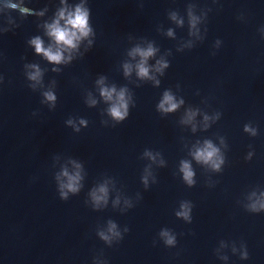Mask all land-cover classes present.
<instances>
[{"label":"clouds","instance_id":"clouds-1","mask_svg":"<svg viewBox=\"0 0 264 264\" xmlns=\"http://www.w3.org/2000/svg\"><path fill=\"white\" fill-rule=\"evenodd\" d=\"M7 7L12 9H19V11L24 14L28 13L29 9L21 7L18 4H8ZM59 17L63 19L65 17L64 10H61L59 13ZM87 20H88V13L87 11L83 10L79 6L76 8L75 12H68L67 18H66V26L61 27L59 23V19L55 21L54 23L48 25V35L51 36L56 44L57 49L54 51L52 47H49L45 49L43 47V42L40 40L39 37L35 38L32 43L35 45V49L37 53H43V55L50 61L54 63H60L64 57L62 56V50L67 48H75L76 47V41H78L82 36H87L90 29L87 27ZM171 34V33H170ZM154 53V49L149 47L147 50H141L137 48L134 52V54H139L141 56V62L137 65L138 67V73L141 77H145L148 75L149 69L145 66V62L148 57L152 56ZM164 65H161L163 67ZM126 70L128 69V66H125ZM40 73L39 70L35 74L31 75V79L37 80ZM115 88L107 89L104 88L101 90V94L104 96L106 100H113V93H115ZM49 100H54L55 97L51 93L45 94ZM93 103H95L93 101ZM167 105V107H165ZM177 107V104L173 102V97L169 95L168 93H165L164 99L160 104V108L164 111H172ZM110 114L113 116V118L117 120H122L127 115V102L125 100L124 91L121 90L119 93H116L115 100L113 101L112 107L110 108ZM71 123V121H69ZM83 123V121H82ZM217 149L212 146L210 142H206V145L203 149H198L195 153V158L198 161H203L205 163H212V166L214 168L219 167V163L214 159L216 156ZM79 167V165H77ZM182 171L184 172V178L188 181L189 184H191L193 172L190 169V166L188 163L183 164ZM63 176L67 178V183H61L60 188L61 192L60 195L62 198H67V192L63 191L64 189H67V191L70 192H77L79 190V180L80 175L79 172H77L75 175H69L67 170L63 172ZM106 189L104 187H101L99 189V195L94 191L92 193L93 199L97 202L104 200L106 198ZM184 207V210L182 212L177 213L178 216H183L186 219L189 217V209L187 206ZM261 207H264V205H261ZM115 225L113 224L111 226V229H114ZM103 235V234H102ZM162 235L167 237V243L171 244L173 243V238L168 235L167 232L162 233ZM107 239V237H104Z\"/></svg>","mask_w":264,"mask_h":264}]
</instances>
